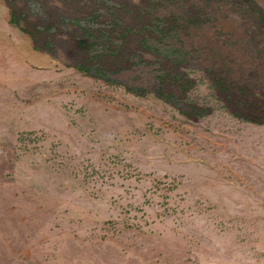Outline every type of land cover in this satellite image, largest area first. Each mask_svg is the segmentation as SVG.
<instances>
[{
	"label": "rangeland",
	"instance_id": "1",
	"mask_svg": "<svg viewBox=\"0 0 264 264\" xmlns=\"http://www.w3.org/2000/svg\"><path fill=\"white\" fill-rule=\"evenodd\" d=\"M4 1L0 264H264V0Z\"/></svg>",
	"mask_w": 264,
	"mask_h": 264
},
{
	"label": "trees",
	"instance_id": "2",
	"mask_svg": "<svg viewBox=\"0 0 264 264\" xmlns=\"http://www.w3.org/2000/svg\"><path fill=\"white\" fill-rule=\"evenodd\" d=\"M5 6L8 8L10 13L9 23L17 27L22 33L26 34L32 41V49L39 53L48 54V50L52 47V43L50 39L52 36L57 35L58 39L62 38L64 40L67 39V30L63 31L64 29H59L56 24L51 23L50 19L45 17L43 14L32 15L31 9V0H5ZM47 20V23L44 21ZM62 27L67 28L71 27L75 21H64L63 19L60 20ZM72 23V24H71ZM74 27H78L74 25ZM57 34H54L56 33ZM41 33H45V38L42 44L37 43L36 37L39 36ZM50 33L51 35L49 36ZM49 37V38H48ZM49 40V41H48ZM52 40V39H51ZM54 40V39H53ZM79 46H83V44L76 43ZM53 56V53L49 54ZM128 65V66H126ZM124 67H129V64H126ZM123 67V66H122ZM123 67V68H124ZM77 69L80 70L79 67L76 66ZM255 102V100H253ZM249 103V102H248Z\"/></svg>",
	"mask_w": 264,
	"mask_h": 264
},
{
	"label": "flooded vegetation",
	"instance_id": "3",
	"mask_svg": "<svg viewBox=\"0 0 264 264\" xmlns=\"http://www.w3.org/2000/svg\"><path fill=\"white\" fill-rule=\"evenodd\" d=\"M263 21H264V19H263ZM198 26H202V27H204V25L201 23V24H199ZM208 27V26H207ZM248 27V26H247ZM196 28V27H195ZM205 28H206V26H205ZM189 35L190 36H194V37H196L197 36V39H199L200 37H201V33L199 32V31H197V29L196 30H192V31H187V38L189 37ZM234 35V34H233ZM232 37H234V36H232ZM235 38V37H234ZM200 40V39H199ZM240 40V39H239ZM239 40L237 39V38H235V39H233V41L231 40V41H228V44H227V47H228V50H226V53H225V55H222L223 57L224 56H227V58H226V60H229V62H232V63H236V64H242V63H244V61H242L241 60V58H239V56H242L241 54H243V53H245V45L244 44H241V42H239ZM241 53V54H240ZM247 55H249V56H247ZM243 57V56H242ZM247 58L249 61H252V62H255L256 64H258L257 63V59H255V57H253L252 55H250L248 52H246L245 53V56H244V58ZM218 66V68H220L221 70H223L225 67H227V66H225V65H217ZM230 70H232V68L230 69ZM233 71V70H232ZM240 73V74H239ZM237 75H238V77H236L237 75L236 74H233V72L232 73H230V80H229V77H227V78H225L226 77V75L225 74H221V76H220V78H222L223 79V82L225 83V87H226V89L228 88V87H230L231 85H233V86H236V85H241L239 88H237V90L241 93V94H245L244 92V84H248V78H249V71H248V73L246 72H239ZM134 74V73H133ZM223 90V89H222ZM250 103H252L251 105H249V106H246V109L247 110H250V108H251V106L253 105V103H254V101L253 102H250ZM233 105V104H232ZM264 112V105H262V107L261 108H259V112ZM264 121V120H263Z\"/></svg>",
	"mask_w": 264,
	"mask_h": 264
}]
</instances>
